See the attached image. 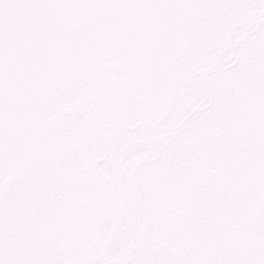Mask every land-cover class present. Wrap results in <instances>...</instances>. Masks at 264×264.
I'll return each mask as SVG.
<instances>
[{"label": "snow or ice", "instance_id": "obj_1", "mask_svg": "<svg viewBox=\"0 0 264 264\" xmlns=\"http://www.w3.org/2000/svg\"><path fill=\"white\" fill-rule=\"evenodd\" d=\"M0 264H264V0H0Z\"/></svg>", "mask_w": 264, "mask_h": 264}]
</instances>
